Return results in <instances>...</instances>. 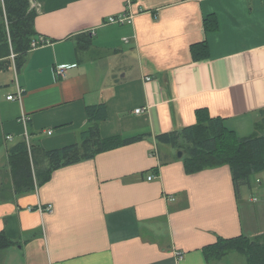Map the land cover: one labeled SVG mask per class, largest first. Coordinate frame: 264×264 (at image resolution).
<instances>
[{
	"label": "crops",
	"instance_id": "crops-1",
	"mask_svg": "<svg viewBox=\"0 0 264 264\" xmlns=\"http://www.w3.org/2000/svg\"><path fill=\"white\" fill-rule=\"evenodd\" d=\"M36 1L34 41L49 42L20 71L14 62L0 67V234L15 243L0 264L246 258L209 263L205 250L264 234V173L238 196L229 166L188 174L178 150L157 137L195 125L203 109L239 138L264 132V0ZM122 14L132 23H108ZM87 37L91 46L78 52ZM19 88L22 98L8 99ZM99 104L108 108L103 138H142L15 193L10 150L26 135L45 150L79 143L87 106ZM256 188L259 197L249 196ZM48 205L53 213L40 211Z\"/></svg>",
	"mask_w": 264,
	"mask_h": 264
},
{
	"label": "trees",
	"instance_id": "trees-1",
	"mask_svg": "<svg viewBox=\"0 0 264 264\" xmlns=\"http://www.w3.org/2000/svg\"><path fill=\"white\" fill-rule=\"evenodd\" d=\"M4 7L0 2V67L11 66L14 62L16 69L20 71L37 36V12L31 8L30 0H4ZM208 21L212 20L208 19L207 25ZM213 21L216 25V21ZM79 40L78 52L91 46L90 37L85 41ZM12 55H15L14 60ZM86 116L89 126L81 133L79 143L45 150L40 145L31 144L29 147L24 140L10 150L9 163L15 193L30 192L37 184L48 182L54 172L64 166L91 160L101 153L136 143L142 138H103L99 123L108 119L106 104L87 106ZM197 116L198 122L195 125L159 135L158 142L183 152V162L188 174L229 166L236 194L239 196L240 189L250 184L252 176L264 173V132L239 138L226 129L223 119L210 117L206 110L198 111ZM260 128L264 131V110ZM14 244L4 233L0 234V251ZM234 252L245 255L247 264H264V234L253 239L245 236L221 238L205 250L209 263L219 261Z\"/></svg>",
	"mask_w": 264,
	"mask_h": 264
},
{
	"label": "built area",
	"instance_id": "built-area-1",
	"mask_svg": "<svg viewBox=\"0 0 264 264\" xmlns=\"http://www.w3.org/2000/svg\"><path fill=\"white\" fill-rule=\"evenodd\" d=\"M1 4H2V7H4V0H0ZM30 5H31V8L32 9H37L38 8V4H37V1L36 0H30ZM132 16L129 15V14H122V15H119V16H115V17H109L108 19V23L110 24H118V25H123V24H126V23H132ZM49 41L45 38H39L37 39L36 41L33 42L32 44V47L33 49L41 46V45H45L47 44ZM15 58V55H12V59L14 60ZM55 74H56V77L57 78H60V79H64L66 77V67L65 66H60V67H57L56 70H55ZM148 81L151 80V78H147ZM23 90L19 88L18 90V93L14 96V95H11L8 97V99L10 100H17V99H21L22 96H23ZM143 110L142 109H137L135 112L136 113H141ZM25 122H26V118L24 117L23 119ZM8 140H12V136H8L7 137ZM26 139V142L28 144V146L30 147L31 144L29 142V137L28 135H26L25 137ZM152 179V178H150ZM40 211H43V212H48V213H53L54 212V208L52 205H48L47 207H40L39 208ZM178 258L182 259V255L179 253L178 254Z\"/></svg>",
	"mask_w": 264,
	"mask_h": 264
},
{
	"label": "rangeland",
	"instance_id": "rangeland-1",
	"mask_svg": "<svg viewBox=\"0 0 264 264\" xmlns=\"http://www.w3.org/2000/svg\"><path fill=\"white\" fill-rule=\"evenodd\" d=\"M14 59H15V58H14ZM179 152H180V151L177 152V156H178V153H179ZM255 177H257V176L255 175ZM251 179H252V182H253V181H254V176H252ZM253 184H254V183H253ZM245 189H246V188H244V187L241 188L242 193L246 192ZM259 191H260V190L256 188L255 190L253 189L252 191H250L248 194H249V196L253 195V196H255V197H256V196L259 197V195H258V192H259ZM260 192H261V191H260ZM261 194H264V193L261 192ZM235 255H238V254H235ZM239 257H241V258H240V259H241L240 262L237 261L235 264H242V263H243V262H242V258L245 259V264H246V258L243 257V256H239ZM243 264H244V263H243Z\"/></svg>",
	"mask_w": 264,
	"mask_h": 264
},
{
	"label": "water",
	"instance_id": "water-1",
	"mask_svg": "<svg viewBox=\"0 0 264 264\" xmlns=\"http://www.w3.org/2000/svg\"><path fill=\"white\" fill-rule=\"evenodd\" d=\"M182 157H183V152L180 151V152L178 153V158H182Z\"/></svg>",
	"mask_w": 264,
	"mask_h": 264
}]
</instances>
